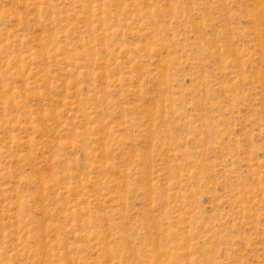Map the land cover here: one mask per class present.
Here are the masks:
<instances>
[{"label": "rangeland", "instance_id": "obj_1", "mask_svg": "<svg viewBox=\"0 0 264 264\" xmlns=\"http://www.w3.org/2000/svg\"><path fill=\"white\" fill-rule=\"evenodd\" d=\"M0 264H264V0H0Z\"/></svg>", "mask_w": 264, "mask_h": 264}]
</instances>
